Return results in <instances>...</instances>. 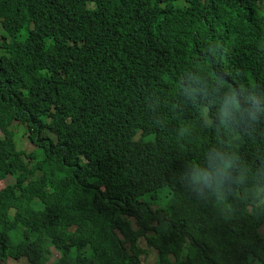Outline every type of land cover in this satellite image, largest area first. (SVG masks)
<instances>
[{"label":"trees","instance_id":"16d2710c","mask_svg":"<svg viewBox=\"0 0 264 264\" xmlns=\"http://www.w3.org/2000/svg\"><path fill=\"white\" fill-rule=\"evenodd\" d=\"M0 129V264H264V0H0Z\"/></svg>","mask_w":264,"mask_h":264},{"label":"rangeland","instance_id":"374dc122","mask_svg":"<svg viewBox=\"0 0 264 264\" xmlns=\"http://www.w3.org/2000/svg\"><path fill=\"white\" fill-rule=\"evenodd\" d=\"M13 128L15 129L17 135L16 138L18 140L19 143V147L20 148H25L27 151H33L35 150V144L33 142L30 141V139L28 138V133L26 130V126L23 125L20 121H15ZM3 132H0V138L2 137ZM14 178L13 177H9L7 179V182L9 184H12L14 182ZM261 231L264 235V225L261 227ZM141 246L144 247V243L140 242ZM147 260L145 261L146 264H151L154 263L156 261V254L155 252H153L151 254V257H146ZM5 264H28L26 261H17V260H13L10 259L8 261L5 262Z\"/></svg>","mask_w":264,"mask_h":264},{"label":"clouds","instance_id":"9594fccd","mask_svg":"<svg viewBox=\"0 0 264 264\" xmlns=\"http://www.w3.org/2000/svg\"><path fill=\"white\" fill-rule=\"evenodd\" d=\"M259 101H260V99L259 98H256V97H253V100H252V102H251V107H253L255 110V113H257L258 112V109L260 108V106H259ZM15 121H17V120H15ZM15 123V122H14ZM14 125V124H13ZM13 127V126H12ZM14 129V128H13ZM14 131H15V129H14ZM0 132H3V135H2V137L0 138V140L1 139H4L5 138V132L2 130V129H0ZM15 133H16V131H15ZM16 135H17V133H16ZM17 139V138H16ZM168 176H169V164H168V162L166 161V162H162L161 164H160V166H159V174H158V181L159 182H161V183H163L164 182V180H165V178L167 179L168 178ZM7 182V181H6ZM7 184H9L8 182H7ZM156 184H158V183H155V185L153 186V187H151V188H148V189H146L144 192H143V194H142V196H141V202H142V204H148L147 203V197H150V191L152 190V189H154L155 187H156ZM262 190L264 191V187H262ZM242 204H244V205H247V206H251L252 205V203H250V201H249V198H248V195L245 197V199H244V201H243V203ZM148 206H150V208L153 210V211H156L157 209H158V207H157V205L155 204V203H153V204H148ZM262 232V231H261ZM263 234V233H262ZM10 260V259H9ZM3 264H5V263H3ZM155 264V263H154Z\"/></svg>","mask_w":264,"mask_h":264}]
</instances>
